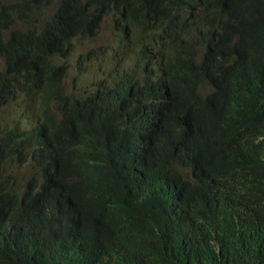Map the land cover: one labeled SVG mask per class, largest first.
I'll list each match as a JSON object with an SVG mask.
<instances>
[{
	"label": "clouds",
	"instance_id": "clouds-1",
	"mask_svg": "<svg viewBox=\"0 0 264 264\" xmlns=\"http://www.w3.org/2000/svg\"><path fill=\"white\" fill-rule=\"evenodd\" d=\"M23 4H38L44 14L25 27L22 37L0 34V88L5 86L4 72L15 74L8 77L11 82L0 93V184L14 171L23 169V177L30 179L40 170L47 175L48 187L69 195L59 176L62 162L92 163L101 173L93 175L96 186L83 204L60 219L78 221L81 232L63 249L49 253L50 264H71L76 251L95 247L126 208L138 212L146 234L166 240V254L171 257H165L164 264H184L181 257H191L189 264H200L209 242L223 264H264V204H252L254 187L259 177H264V170L251 165L209 171L195 167L200 153L219 148L225 158L230 155L233 159L234 148L223 132L196 135L192 120L185 118V102L192 94L212 96L222 107L229 105L234 95L239 96V102L256 101L264 87V30L255 47L246 46L239 36L235 45H226L187 0H24L15 4L0 0V5L11 9H22ZM260 14L264 21V5ZM4 17L1 14L0 27ZM164 23L168 28L162 31L175 36L168 47L156 38V29ZM101 33L103 38L97 41ZM18 39L22 43L15 46ZM91 41L96 44L92 46ZM33 44L42 56L29 70H23L21 65L28 59L23 52ZM140 45L143 47L137 50ZM80 51L84 61L77 66L74 58ZM16 61L18 68L10 69ZM98 63L105 67L101 72ZM210 67L220 70L218 78H223L224 85L196 91L205 84ZM73 71L86 81L83 91L81 87L68 91L67 79ZM47 78L62 85L64 91L38 103L35 95L30 98L29 90L33 82ZM183 83L190 84L191 91L175 101L180 122L170 132V92ZM43 114L45 130L31 134L30 139L37 148L63 154L52 160L24 150L30 122ZM22 118L28 122L16 123ZM182 122L194 143L193 151L187 141L182 142L184 151L178 165L164 184L154 188L143 180L144 169L158 164V154H176L165 148L176 135L185 133ZM146 148L154 153L147 154ZM191 155L192 159L179 167ZM148 160L144 168H135L138 161ZM137 177L146 193L137 189ZM119 185L131 194L122 206L114 200ZM27 193L17 192L0 202V217L8 228L15 229L23 218L28 225L43 227L59 209L57 200ZM197 206L199 211L204 207L210 212L189 219L188 207L197 210ZM215 217L218 219L212 220ZM175 253L177 257H173Z\"/></svg>",
	"mask_w": 264,
	"mask_h": 264
},
{
	"label": "trees",
	"instance_id": "trees-1",
	"mask_svg": "<svg viewBox=\"0 0 264 264\" xmlns=\"http://www.w3.org/2000/svg\"><path fill=\"white\" fill-rule=\"evenodd\" d=\"M187 1L194 5L202 19L213 26L214 33L224 44L235 45L238 36L250 48L260 44L264 30L260 8L264 5V0ZM30 5L32 4L23 6L27 8ZM4 12V8L0 9V16ZM15 16L23 18L20 14ZM5 20L3 18V23ZM16 24L17 22L14 27L10 28V32L15 29ZM19 36L22 37L23 34ZM21 43L19 39L18 45ZM25 49H34L43 53L36 44ZM17 64L18 62L14 65L18 67ZM4 83L6 85V82ZM34 85L39 87L32 89ZM32 86L29 96L30 98L34 95L38 96V103L59 96L64 91L62 85L52 83L50 78L44 82H33ZM189 91H191V85L183 83L178 84L170 92L168 111L170 132H174L180 122L175 101L179 100L182 93ZM185 112V118L190 117L193 122L196 135L205 133L214 136L218 132H223L230 140L235 153L233 159L230 155H227V159L219 148H213L211 151L198 155L194 163L195 167L202 171H209L212 169L235 170L242 165H251L264 170V87L254 103L241 102L233 111L224 109L220 101L212 96L192 94L185 102ZM23 143L24 150L30 155L42 154L50 160L63 155L59 151H49L37 148L33 143L28 144L27 138L23 139ZM163 157V154H158L156 160L161 161ZM149 163V160L139 161L136 165L143 166ZM61 168L63 172L59 173V176L63 181L62 188L74 197L76 203L88 196L96 186L97 182L93 175L101 174L92 163L62 162ZM23 171L21 169L9 173L6 181L0 184V202L3 199H11L22 188V179L18 175ZM26 177L23 179H27ZM65 177L69 178V181H65ZM159 181L161 182V179ZM137 183L142 184L140 177L135 179V184ZM137 189H142L143 193L147 192V189H143L140 185ZM130 197L128 188L124 185L117 187L114 200L118 206H122ZM252 204L255 206L264 204V177L262 175L259 177V184L254 187ZM187 212L189 219L200 215V212L192 207H188ZM69 214L70 211L59 207L43 227L28 225L26 219L23 218L20 221L23 225L17 229L8 228L0 217V264H50L49 253L58 251L68 240L77 237L81 232L78 221L69 219L60 221ZM63 224L64 230L60 232L59 229ZM41 234H46V236L39 238ZM32 235H35L37 239L28 242ZM166 252V240L163 237L146 234L138 221V212L126 208L121 212L120 218L107 229L105 238L92 249L76 251L71 264H164L165 257H171ZM177 255L178 253H175L173 257ZM218 256L219 253L209 242L199 262L200 264H223L222 257ZM23 257L30 261L22 260ZM16 260L19 262L15 263ZM244 264L254 263L245 262Z\"/></svg>",
	"mask_w": 264,
	"mask_h": 264
},
{
	"label": "bare ground",
	"instance_id": "bare-ground-1",
	"mask_svg": "<svg viewBox=\"0 0 264 264\" xmlns=\"http://www.w3.org/2000/svg\"><path fill=\"white\" fill-rule=\"evenodd\" d=\"M9 1H10V3L15 4L14 3L15 1H16V3H23L24 0H9ZM0 7L5 9L4 14L6 15V17H4L6 19L5 22L3 23L4 26H1V28H0V34L15 35V36L19 37L20 32H21V34H23L25 32V27L30 26L32 22L37 21L38 19L41 18L39 16L34 15L37 12V10H39L34 5H30L27 8H25L23 6L22 9H11V8H7L6 5H0ZM40 8H43V7L40 6ZM14 14L15 15L20 14L23 16V18H17V16H15L14 19H10L11 16ZM16 22H17V24L15 25V29L10 32L11 25L12 24L14 25ZM181 22L182 21H180L179 24ZM20 23L22 24L21 27L18 26V24H20ZM163 28H168L165 23L162 24L161 26H159L155 31L157 42L161 43L165 47H168V43H169L170 39L174 40L175 36L168 37L162 31ZM178 32H179V29H178ZM18 42H19V39L15 41V46H18ZM140 47H143V46L142 45L138 46L137 50H139ZM23 53H25L28 57V59L26 61H24L21 65L23 70H29V68L34 63V60L37 58H40L42 56V54L39 51L34 50V49H31V50L25 49ZM17 62L18 61H16L15 63H17ZM16 68H18V67H16L14 64H12L11 69L14 70ZM207 72H208V74L206 76L205 84L197 87L196 91L205 92L210 87H216L217 85H221V86L224 85L223 83H225V82H224L223 78H218L219 76L222 75L219 69H215V68L210 67L207 69ZM3 75L5 76L3 83L6 82V85L3 86L2 88H0V93H2L4 91V89L6 90L7 85L9 84V82H11L10 79L8 80V77L10 78L15 74H14V72H11L8 76V72L6 71V72H4ZM0 87H1V84H0ZM162 90H163V88H162ZM1 98H3L2 95H1ZM238 99H239V96L234 95L232 102L229 105H224L223 108L226 110L231 109V111H233L234 108L239 106L241 103V102H239ZM60 115L63 116L64 114H62L60 112ZM23 116H24V113H21V117H23ZM43 117H44V114L37 116L34 120H32V122H30L29 136L27 138L28 144L32 143V141L30 139L31 134H33V133L39 134L43 130H45L44 124L42 122ZM2 119L3 118H1V116H0V121ZM19 121L20 122H28V119L22 118V119L17 120L16 123ZM181 124L183 126L185 133H181V134L176 135L172 141V144L169 147L165 148L169 151H176V154H174V156H170V155L164 156L162 158V160L158 162L157 165L147 168L144 172L143 180L146 182H149L151 185H154L155 187L160 186L161 184H164V182L170 178L169 172L178 165L179 158H180L182 152L184 151V148H182V146H183L182 142L187 141L186 144L188 145V148L191 151H193L194 143L190 139V134L188 132V129L186 130V124H185V122H182ZM46 138H47V136L44 135L43 139H46ZM146 153L148 154V153H154V152L151 151V149L146 148ZM191 159H192V155L187 157L185 160H183L179 164V167L183 166L185 163L189 162ZM49 166L56 168V166L53 165V163H50ZM135 168H137V165L135 166ZM137 169H140V167ZM162 174L164 177L162 178V180L160 182L159 178ZM165 174H167V175H165ZM46 176L47 175L45 173H43L39 170L37 176H34L33 178H30V179H24L23 180V182L21 183L22 189L18 190V192L27 191L28 192L27 196L35 195L36 193L37 194L41 193L42 195H44V198H46V199L52 198L51 200H57L58 202H60L59 207L64 209V210L70 211V214H72L77 208H79L83 204L84 198L80 202L75 203L73 206L69 207L72 204V202L74 201V197L70 194L65 195L64 193L56 192V191H54L55 190L54 187H51V188L48 187L45 183ZM224 176L227 177L228 175L226 174ZM61 183L63 184V181H61ZM139 185L143 186L144 183H142V184L137 183L136 187ZM97 193H98V190L96 191V193H94V197L97 196ZM142 193H143V190H142ZM171 205H175V202L172 203ZM203 208L204 207H201L200 211H199L198 206H197V210L202 214H206V213L210 212V210H203ZM262 216H264V213H262ZM217 219H218V217H215L212 220L215 221ZM209 221H211V220H208V222ZM21 225H23V222L17 223L15 229H17ZM63 226H64V224L59 229L60 232H63V230H64ZM57 228H58V226L56 227V229ZM45 236H46V234H41L39 236V238H43ZM33 239H37L35 237V235H32V237L28 240V242H32ZM63 248H64V246L61 247V249H63ZM23 259H26V257H23L22 260ZM181 260L186 261L184 264H189V262L192 260V258L191 257H189V258L181 257ZM26 261L29 262L30 259L27 258ZM14 262L18 263L19 261L16 260ZM177 264H180V263H177Z\"/></svg>",
	"mask_w": 264,
	"mask_h": 264
},
{
	"label": "rangeland",
	"instance_id": "rangeland-1",
	"mask_svg": "<svg viewBox=\"0 0 264 264\" xmlns=\"http://www.w3.org/2000/svg\"><path fill=\"white\" fill-rule=\"evenodd\" d=\"M7 3H10L9 0H6ZM36 8L37 7H40V5L38 6H35ZM44 14V8H39V10H37V12L34 14L35 16H39V17H42ZM107 28V27H105ZM103 34L104 33H101L99 35V37L97 38V41H101L102 38H103ZM92 46H94L96 44V41H91L90 43ZM80 52H78L76 55H75V63L77 66H79L80 63H82L84 61V58H82L80 56ZM98 68H99V72L102 71L104 67V65L102 63H98ZM86 81L82 80V78H80V76L78 75L77 71H73L71 73V75L68 77L67 79V87H68V91L69 92H76V88L77 87H81V91H83L86 87ZM39 98L37 96H34V100L37 101ZM23 176H25V173L23 172L22 174H20L19 178L20 179H23ZM166 264H168V262L166 261L165 262Z\"/></svg>",
	"mask_w": 264,
	"mask_h": 264
}]
</instances>
